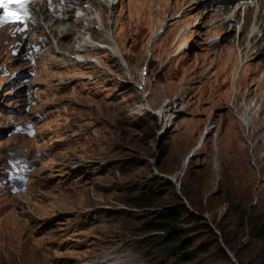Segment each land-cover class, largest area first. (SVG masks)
I'll return each instance as SVG.
<instances>
[{
	"label": "rangeland",
	"instance_id": "1",
	"mask_svg": "<svg viewBox=\"0 0 264 264\" xmlns=\"http://www.w3.org/2000/svg\"><path fill=\"white\" fill-rule=\"evenodd\" d=\"M116 1L111 18L90 0L43 19L39 7L28 36L46 40L34 63L10 56L0 30V66L31 72L25 82L0 76V264L105 255L102 264H173L141 227L160 209L180 212L193 264H240L226 241L243 264H264V15L253 22L255 8L245 13L236 0ZM84 4L93 13L78 16ZM164 18L165 32L148 43ZM109 21L130 66L99 50L75 53L78 35L97 41L99 23L110 31ZM253 28L261 32L251 40ZM93 52L143 83L149 103L135 86L95 76L94 65L75 59ZM160 106L164 119L153 111ZM23 119L33 123L30 138L9 133ZM12 149L33 165L17 193L1 180ZM161 174L177 175L183 197ZM141 191L158 193L151 207L133 203Z\"/></svg>",
	"mask_w": 264,
	"mask_h": 264
},
{
	"label": "bare ground",
	"instance_id": "2",
	"mask_svg": "<svg viewBox=\"0 0 264 264\" xmlns=\"http://www.w3.org/2000/svg\"><path fill=\"white\" fill-rule=\"evenodd\" d=\"M60 1L61 0H54V11H53V14H56V13H59L58 12V10H59V8L60 7H64L63 9L65 10V6L68 4V6H70V5H73V4H70L69 3V1L68 0H65V2L63 3V4H60ZM85 1V0H84ZM91 2H94L95 4H97L98 5V11L99 12H102L101 11V9H102V7L101 6H103V8H104V10H106V12H108L107 13V16H108V18H111L112 16H115L114 15V5L116 4V0H90ZM82 2V1H81ZM259 2V3H258ZM70 4V5H69ZM94 4V5H95ZM242 5H245V7L243 6V8H244V12L246 13V12H248L249 10H250V7H249V5L247 4H245V3H241ZM240 4V5H241ZM76 5V4H75ZM79 5V4H78ZM260 7H262V2L259 0V1H256V3H255V10L256 11H258L257 9H259ZM68 8V7H67ZM70 8V7H69ZM78 8V7H77ZM88 9V6H86L85 4L84 5H81V8H80V13H79V15L78 16H82V17H86V15L88 16L89 14H91V13H93V10H90V8H89V10H87ZM259 11H261V9L259 10ZM62 12V11H61ZM75 12V11H74ZM39 13V12H38ZM67 14V13H66ZM255 14H256V12H255ZM47 15V14H46ZM63 15V14H62ZM39 16V15H38ZM57 17V16H56ZM166 17V16H165ZM235 17V16H234ZM256 18H257V14H256V16H255ZM66 18V17H65ZM96 18H97V16H96ZM167 20V19H166ZM41 21V20H40ZM47 21V20H46ZM49 22V21H48ZM40 23H42V22H40ZM111 22L109 21V24H110ZM43 24V23H42ZM45 24V23H44ZM49 24V23H48ZM262 24H264V22L262 23ZM261 24V25H262ZM57 25V24H56ZM62 25V24H61ZM165 25L166 24H163V22L159 25V27H158V29H157V33H155L154 35H152V37L149 39V41H148V43H152V42H154L162 33H164L165 32ZM39 26V25H38ZM38 26H36V27H38ZM45 26H47V25H45ZM49 26V25H48ZM58 26V25H57ZM63 26V25H62ZM99 26V27H98ZM97 27L99 28H97V30L99 31V32H101V37H99V39L97 40V41H93L92 39H91V37H90V33H88V32H84L83 34L81 33L80 35H78V41H79V44L77 45V49H76V52L75 53H79V52H85V51H87V50H99L98 52H105V53H107L106 52V49H110L114 54H117L121 59H122V57H121V55H124V54H122V51H121V49L119 48V46L117 45V43H116V41H115V39H114V35H113V33H112V31L110 30L111 29V24H110V28H108L110 31H107L106 30V28L105 27H101V24L99 23V25H98ZM34 27H35V25H34ZM161 27V28H160ZM60 28V27H59ZM70 28V27H69ZM69 28H65V30L63 31V29L64 28H62V32H64V35H66V34H69L68 32V30H69ZM83 28V27H82ZM159 28H160V30H159ZM86 29V28H85ZM84 29V30H85ZM52 30V29H51ZM254 28L251 30V33L253 32L254 33ZM61 31V30H60ZM66 31H68V32H66ZM80 31H81V29H80ZM257 31V30H256ZM58 33V32H57ZM79 34V33H78ZM111 35H113V38L111 37ZM262 35H264V30H263V32H262ZM61 36V35H60ZM77 44V43H76ZM97 52V53H98ZM104 53V54H105ZM121 54V55H120ZM110 56V55H109ZM125 56V55H124ZM116 57V56H115ZM112 58V57H111ZM119 58V63H125V60L123 61V60H121ZM97 60H98V58H97ZM240 61H241V59H240ZM98 62H99V65H100V68H104V69H106V68H108V66L107 65H105V64H101L100 63V61L98 60ZM239 65V67H238V71H237V76H236V78L239 76V74L241 73V68H242V66H243V62H242V64L240 63V64H238ZM119 71V70H118ZM117 70H116V77L118 78V79H121V80H124V81H128V80H132V81H134L133 80V77H131L130 76V72L128 71V70H126V74H127V76H128V78L126 77H123L119 72H118ZM80 74H84L83 72H81ZM100 74V73H99ZM98 74V75H99ZM125 75V74H124ZM104 77V76H103ZM120 81V80H119ZM142 87L143 88H136V90H137V92H138V95H140V97H139V99L142 101V103L143 104H146V103H149V91L148 90H146V87H144L143 85H142ZM176 99V98H175ZM169 102V101H168ZM165 106H168V104L167 105H165ZM144 107V106H143ZM162 109H163V107L162 106H160V107H156V108H154V110L153 111H156V112H154L155 113V115H157L156 117L157 118H161L162 117V119H164V116H163V114H162ZM166 121V120H165ZM246 126H247V124H246ZM251 149V148H250ZM252 150L250 151V153L252 154ZM215 158V157H214ZM249 160V159H248ZM242 168H243V170H245L246 171V175H247V177H249L250 176V165L249 164H247V162H246V158H244L243 159V161H242ZM211 171L212 172H210L211 173V175H213L214 176V179L215 180H217L218 181V179H219V171H220V167H219V165L218 164H214L212 167H211ZM176 176L177 175H173V174H169V175H166V174H161V177L163 178V179H165V181H167V182H171V183H173V181H175V182H177L178 180H177V178H176ZM174 184V183H173ZM216 185H219V182L218 183H214L212 186H216ZM174 186H175V189H176V191H180V187H179V184L178 183H176V184H174ZM210 186V185H209ZM181 196H182V193H181ZM110 258V256H102L101 258H98V259H95V260H84L83 262H81V264H102V263H104L106 260H108Z\"/></svg>",
	"mask_w": 264,
	"mask_h": 264
},
{
	"label": "trees",
	"instance_id": "3",
	"mask_svg": "<svg viewBox=\"0 0 264 264\" xmlns=\"http://www.w3.org/2000/svg\"><path fill=\"white\" fill-rule=\"evenodd\" d=\"M162 154H165L164 150ZM158 198V193L141 191L133 198V203L140 207H151ZM180 212L174 209H160L154 212H147L142 217V230L151 232L147 237L151 244L163 246L173 257V264H193L196 259V252L191 248V242L183 234L180 226ZM226 245L234 252L240 264H243L232 243L226 241ZM165 264V263H164Z\"/></svg>",
	"mask_w": 264,
	"mask_h": 264
},
{
	"label": "snow or ice",
	"instance_id": "4",
	"mask_svg": "<svg viewBox=\"0 0 264 264\" xmlns=\"http://www.w3.org/2000/svg\"><path fill=\"white\" fill-rule=\"evenodd\" d=\"M31 2L32 0H0V24L22 23L24 27L17 28L16 31H25L28 27L27 20L30 18L27 5Z\"/></svg>",
	"mask_w": 264,
	"mask_h": 264
},
{
	"label": "water",
	"instance_id": "5",
	"mask_svg": "<svg viewBox=\"0 0 264 264\" xmlns=\"http://www.w3.org/2000/svg\"><path fill=\"white\" fill-rule=\"evenodd\" d=\"M173 183H174V184H176V183H178V181H177V182L173 181ZM178 193H179V192H178ZM179 196H181V194H180V193H179ZM181 197H183V196H181Z\"/></svg>",
	"mask_w": 264,
	"mask_h": 264
}]
</instances>
